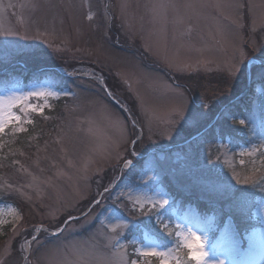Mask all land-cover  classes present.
Masks as SVG:
<instances>
[{"label": "rangeland", "instance_id": "rangeland-1", "mask_svg": "<svg viewBox=\"0 0 264 264\" xmlns=\"http://www.w3.org/2000/svg\"><path fill=\"white\" fill-rule=\"evenodd\" d=\"M155 2L39 0L43 6L34 8L37 0H0V30L13 33L0 35V73H8L0 84V97L14 92L57 93L32 100L44 105L48 117L30 115L33 122L42 124L40 131L30 137L26 134L13 148L0 149V264H37L46 249H58L54 258L67 264H85L93 249L112 257L113 264H130L137 259V249L173 248L177 240L163 246L153 232L136 223L147 209L154 211L152 219L158 222L154 205L161 196L169 199L161 219L170 225L173 237L177 231L186 234L190 227L203 238L210 259L264 264V198H254L251 220L241 215L251 226L239 224V232L231 215L217 226L211 212L201 214L193 204L199 201L231 211L228 189L246 186L237 185L233 176L249 178L236 166L257 157L252 140L261 141L264 151V65L251 62L248 78L245 73L249 55L264 57V0H165L191 7L168 10L159 19H154L150 8ZM122 3L127 4L124 10ZM229 3L241 7H217ZM238 48L247 55L228 79V66L239 59ZM37 50L41 55L34 56ZM101 75L123 101L115 97L128 107L127 101L134 109L132 115L144 125L143 141L136 144L137 151L143 152L139 157L131 155L128 145L130 123L126 134L114 123L116 116L123 119L125 115L98 86ZM176 85L186 90L189 109L200 114V119L186 123L169 139L160 130L174 119L170 89ZM190 85L194 90H189ZM235 95L236 99L231 98ZM236 100L241 103L234 106ZM238 110L241 114L234 116L233 123L245 121L250 143L238 142L233 147L225 136L212 142L200 139L195 153L189 149L191 141L186 139L191 134L210 119L215 122L213 128L223 127L231 111ZM225 111L230 118L221 117ZM10 131L14 137L21 133ZM168 143L175 145L148 150ZM124 159L133 161V166L124 165ZM110 173L115 176L112 184L105 181ZM103 185L111 192L101 198L97 194L104 191ZM174 191L187 196L182 207L178 203L183 199L175 198ZM93 197L101 200L99 206L91 205ZM125 206L128 210L123 212ZM89 207L94 210L87 216L71 222L60 235H51L67 211L75 209L73 214H78ZM122 222L127 227L113 230ZM137 227L140 230L135 231ZM37 230H41L39 251L31 243ZM93 234L95 238L89 240ZM229 234L242 241L238 252L227 250ZM177 255L174 249L172 262ZM153 260L159 264L158 258ZM153 260L140 256L139 264H154Z\"/></svg>", "mask_w": 264, "mask_h": 264}, {"label": "snow or ice", "instance_id": "snow-or-ice-1", "mask_svg": "<svg viewBox=\"0 0 264 264\" xmlns=\"http://www.w3.org/2000/svg\"><path fill=\"white\" fill-rule=\"evenodd\" d=\"M43 5L37 3L33 5L34 8H40ZM71 5H69L70 7ZM62 7V6H61ZM180 7H191V5H177L171 2H165V0H156L155 3L150 5L151 11L153 13L154 19H159L162 15L167 12L168 10H176ZM217 7H224V8H236L239 9L241 5L239 4H218ZM127 8L126 3L121 4V9L124 10ZM13 34L11 30H0V35H11ZM51 45H49L50 47ZM59 51V50H57ZM239 54V59L235 61L234 64L228 66L226 77L231 79L235 74L239 71V63L245 59L246 52L242 48L237 49ZM34 56L41 55L40 51L37 50L33 53ZM102 73V69L100 70ZM69 75H74V73H69ZM91 77L95 76V72L89 74ZM262 79H264V73L261 74ZM98 86L103 91L104 95L110 100L114 101L115 103H120L118 98L115 97V94L108 88L107 82L104 79L103 75L100 76L98 81ZM196 85L195 87H198ZM189 90H194V86H189ZM172 91V100H173V109L174 112V119L166 124V126L160 130V134L162 136H167L169 139H174L176 135H178L181 129L184 128L186 123L190 121H199L200 114H193L192 111L189 109V98L185 95V89L182 88L180 85H176L174 90ZM45 95H57V93L48 92L45 94L43 91H29V92H20V93H12L6 97H0V135H4L7 133L9 128L15 129L16 132H23L25 131L24 125H30L33 123V119L30 118L31 114H38L39 116L47 119L48 117L44 116V105L39 103L33 104V99H39ZM65 96L71 95L70 92H65ZM93 103L100 104L101 102L98 100L92 101ZM102 109L105 111L107 110L106 105L101 104ZM124 111L129 113V116L124 117L121 119L120 116H116L114 119V123L119 125L122 132L126 134L127 132V123L131 122V144L135 146L137 143L143 141V127L144 125L132 115L134 109L132 107L123 106ZM141 110H143V101L140 104ZM187 110V111H186ZM221 117L223 119H228L229 114L225 111L221 113ZM240 124H244V120L239 121ZM179 125V126H177ZM137 128H139V134L137 133ZM149 130L151 131V121H149ZM199 142V135L192 138V141L188 144L189 149L193 153L196 151V146ZM137 153L135 150L132 151L131 155L135 156ZM264 156V153H261ZM124 165L126 166H133V161L124 159ZM211 163V161H209ZM243 164V161H241ZM159 167V164L157 165ZM131 170V169H130ZM235 183L237 185H248L252 182L251 178L247 179H240L238 176H233ZM233 196V204L236 207H240L246 202V197L243 194V191L237 189L232 191ZM111 189L108 187L104 188L102 193H98L97 195L101 198L104 196V193L110 194ZM239 193V194H237ZM92 205L99 206L101 203L100 199L95 197L92 198L91 202ZM158 205V207H155ZM154 210L156 213L157 220L160 224V231L168 236L171 237L173 235L172 232H167L166 228L167 225L164 224L163 219H161V211L169 205V199L161 196L155 201ZM135 206V205H134ZM94 209L92 207L88 208L87 212H81L80 216L73 215V211L75 209L66 212V218H58L57 226L55 230L51 233L53 237L60 235L65 231V228L73 221H78L82 219L84 216H87L91 211ZM127 227L126 222H122L120 225H114L113 230L116 227ZM180 227L179 225L177 226ZM40 231L37 230V235H33L31 238V243L37 245V251H39L40 246ZM177 243L173 246V248H168L166 250H159L156 247H149V248H141L137 249V259H133L130 261V264H139V257H154L159 259V264H173L170 257L174 249H186L187 250V262L188 264H225L224 260L219 259H210V253L205 249L204 240L201 236H199L196 232H194L190 227L187 229V233L183 234L180 231L175 233ZM95 238V234L89 237V240H93ZM85 246H87V241L81 242ZM242 241L235 235L229 234L227 236V250L229 252L235 253L238 252L241 247ZM74 247L79 248L80 244L74 245ZM11 245H9V249ZM10 255V252H9ZM58 255V249H46L41 256L37 260V264H67V262L63 259H55L54 257ZM2 264H7V261L2 262ZM85 264H113V259L110 256L103 255L99 253L97 250L93 249L88 253V259L85 260ZM175 264H185L184 260H181L179 256L175 258Z\"/></svg>", "mask_w": 264, "mask_h": 264}, {"label": "trees", "instance_id": "trees-1", "mask_svg": "<svg viewBox=\"0 0 264 264\" xmlns=\"http://www.w3.org/2000/svg\"><path fill=\"white\" fill-rule=\"evenodd\" d=\"M8 73H0V84L2 82H5L6 79L8 78ZM261 88H262V92H261V97L264 98V82H261ZM57 101V100H56ZM241 103V100L239 101H235V105L237 106L238 104ZM58 107V106H57ZM240 107V106H239ZM238 107V108H239ZM55 108V107H53ZM241 111H231V115L232 117H236L237 115H240ZM232 121H234V118L231 119ZM27 125V124H26ZM42 124L39 122V120H35L32 124L27 125L26 126V130L21 132L19 135H16V137L13 136V133L10 131V128L7 130V133L4 135H0V149H3L4 147H8L10 146V148H13V145L17 143H22L21 140L25 139L26 134H32L33 132H38L40 131V129L42 128ZM230 136L229 137V141L231 144H233L235 147L238 142H247L250 139L249 136V132H247L245 129H243L242 127H239V125L232 123L230 125L227 126H223V127H219L217 129H214L213 127L208 128L207 130H205L204 134H203V138L205 141L207 142H212L214 141L217 136L223 138V136ZM30 137V135H29ZM24 143V142H23ZM256 158L254 161H245L243 164H238L239 166H236L241 170L244 174H248L249 178H251L252 182L246 186H243L240 188V190L243 191L244 196L246 197V202L241 205L240 207H236L233 204V196L231 198V208L236 210V212H238V216L240 218V220L243 219V216H241L243 213H246V215L248 214V211L252 208V204H253V200L254 198H260V197H264V159L261 157V159L259 160V156L260 154H256ZM111 167H109L107 169L106 172L110 171ZM247 171V172H245ZM113 174H109L106 175L107 180L105 179V181H110V179L112 178ZM109 176V177H108ZM109 183V182H108ZM104 187V185H103ZM173 191V190H172ZM176 193V191H174ZM178 192V191H177ZM239 194V193H237ZM182 198L183 200H181L179 202V205L182 206V203L187 201L186 197L184 194H180V193H176L175 194V198ZM195 203V201H193ZM196 206L198 207V209L200 208L203 209L204 211H212L213 214L217 217V219H221L225 216L223 209L219 208V206L217 205H207L204 203H201L199 201H197ZM249 215V214H248ZM247 215V216H248ZM238 222L240 223V221L238 220ZM242 222L244 223V225H248V222H245L242 220ZM140 230L138 227L137 229H135V231ZM2 235H0V242L3 241L2 239ZM158 240L160 241V243H162L163 246H167L169 244L173 245L174 243V239L173 237H168L166 235H159L158 236ZM181 250V251H180ZM179 251V256L181 258V260L185 261V264L187 263V258H186V253L185 251H183L182 249H178ZM173 264H175V262H173Z\"/></svg>", "mask_w": 264, "mask_h": 264}]
</instances>
